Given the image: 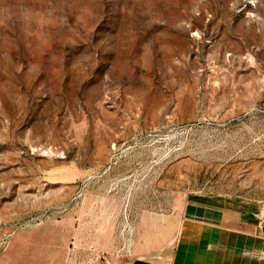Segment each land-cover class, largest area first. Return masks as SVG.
Here are the masks:
<instances>
[{
    "label": "rangeland",
    "instance_id": "1",
    "mask_svg": "<svg viewBox=\"0 0 264 264\" xmlns=\"http://www.w3.org/2000/svg\"><path fill=\"white\" fill-rule=\"evenodd\" d=\"M264 203V0H0V264L167 254L184 215Z\"/></svg>",
    "mask_w": 264,
    "mask_h": 264
},
{
    "label": "crops",
    "instance_id": "2",
    "mask_svg": "<svg viewBox=\"0 0 264 264\" xmlns=\"http://www.w3.org/2000/svg\"><path fill=\"white\" fill-rule=\"evenodd\" d=\"M186 206L167 254L157 261L132 258L127 264H264V237L255 224L229 214L220 219L192 216Z\"/></svg>",
    "mask_w": 264,
    "mask_h": 264
},
{
    "label": "built area",
    "instance_id": "3",
    "mask_svg": "<svg viewBox=\"0 0 264 264\" xmlns=\"http://www.w3.org/2000/svg\"><path fill=\"white\" fill-rule=\"evenodd\" d=\"M257 225L264 231V203L261 205V210L257 216Z\"/></svg>",
    "mask_w": 264,
    "mask_h": 264
}]
</instances>
